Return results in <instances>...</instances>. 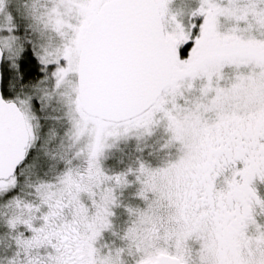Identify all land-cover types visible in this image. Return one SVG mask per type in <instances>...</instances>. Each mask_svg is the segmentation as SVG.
<instances>
[{
  "label": "snow or ice",
  "instance_id": "obj_1",
  "mask_svg": "<svg viewBox=\"0 0 264 264\" xmlns=\"http://www.w3.org/2000/svg\"><path fill=\"white\" fill-rule=\"evenodd\" d=\"M0 264H264V0H0Z\"/></svg>",
  "mask_w": 264,
  "mask_h": 264
}]
</instances>
